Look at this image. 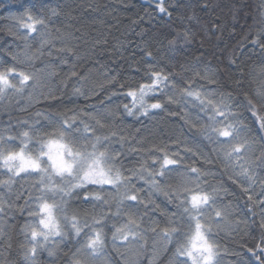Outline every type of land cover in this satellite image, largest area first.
<instances>
[{"label": "trees", "instance_id": "1", "mask_svg": "<svg viewBox=\"0 0 264 264\" xmlns=\"http://www.w3.org/2000/svg\"><path fill=\"white\" fill-rule=\"evenodd\" d=\"M41 3L57 12L54 16L45 12L49 18L47 27L40 30L46 33L54 47L51 56L48 55L49 47H46L44 55L34 61V67L38 72L54 70L56 75L42 78L44 86L33 92L31 101L27 92L24 96L9 93L0 100V132L11 125L12 133H18L21 129L17 127V121L31 123L37 112L71 114L69 110L83 109L108 126L99 130L98 135L117 133L113 148L120 153L118 166L125 169V175L128 169L137 168L142 160L148 159L147 150L153 145H167L170 152L180 153L184 165L214 173L215 178H207L209 185L223 183L228 189L227 195L221 193V204L227 206L231 214L219 229H214L220 249L219 264H256L248 249L255 250L257 244L264 247L261 239L264 230L260 228L264 221V204L255 202L264 200V196H259V181L255 186L254 202H249L240 187V184L245 187L247 184L242 179L237 183L228 179L233 175L231 169L224 171L220 160L212 165L205 163L204 157L211 154L213 146L198 131L205 123L204 114L180 100L178 94L174 99L179 102L170 103L167 95L159 92L155 94L156 99L163 107L152 110L147 116H129L123 106L132 105V98L126 95L129 87L149 82L145 76L149 65L178 74L175 80L178 87L193 82L194 87H202V90L230 91L237 100L242 99L244 93L252 96L264 87V51L252 44L253 37L264 29V0H179V9L176 8L177 0H167L171 18L157 13L156 0H0V63L10 62L13 55L22 59L25 53L31 55L40 48V36L33 34L25 41L20 35H11L8 29L13 26L12 16ZM205 4L208 7H204ZM190 16L195 18L189 20ZM186 30L192 33L189 42L177 38V33ZM174 38L177 42L170 47L169 41ZM65 46L73 48L74 52L56 51ZM148 52L152 53L151 57ZM233 60L235 64L231 63ZM71 71L85 76L86 81L72 78L65 87L61 82ZM196 72L200 77L195 76ZM205 76H213L217 83L210 84L203 79ZM81 83L85 85V96L72 95L73 88L80 87ZM49 88L55 91L60 102L43 98L41 92L47 95ZM168 95L173 93L169 91ZM156 99L149 98L148 102L155 103ZM36 119L45 123L42 118ZM89 122L96 126L95 121ZM245 123L255 133L250 117L246 116ZM121 136L125 137L122 145L118 142ZM260 151L257 141L250 158L254 159ZM257 172L264 179V172ZM0 179H7L1 171ZM180 181L179 174L174 173L169 176L167 184L175 187ZM33 183V176H21L12 185L11 194L0 188L6 201V211L0 214V264H70L82 241L77 242L70 236L51 247L53 255L42 249L38 250L34 260L25 259L30 245L23 229L29 217L27 211H20V208ZM134 183L144 190L141 194L144 204L130 205V212L137 218L143 217L142 227L145 229L153 222L165 227L176 211L175 204L169 203L163 193L148 197L144 182L134 180ZM108 191L110 189H106V195ZM82 195L71 198L70 212L75 211L82 219L101 211L109 213L105 252L113 264H149L154 250L157 264H171L175 245L167 244L151 232L147 233V246L143 250L137 244L118 242L114 245L109 229L113 223L119 225L124 219L111 218V213L116 211L112 197H107L112 203L109 209L108 206L101 207L98 202L83 201ZM8 203L13 205L11 209L7 208ZM107 257L93 260L81 250L76 258L81 264H108Z\"/></svg>", "mask_w": 264, "mask_h": 264}, {"label": "snow or ice", "instance_id": "2", "mask_svg": "<svg viewBox=\"0 0 264 264\" xmlns=\"http://www.w3.org/2000/svg\"><path fill=\"white\" fill-rule=\"evenodd\" d=\"M166 3L167 0H156L155 8L158 14L171 18L172 12ZM180 7L177 0L176 8ZM204 7L208 5L205 4ZM45 12L57 15L56 9L46 8L41 3L33 4L11 17L13 26L8 29L9 33L20 35L25 41L36 34L41 38L40 48L31 55L25 53L22 59L13 55L10 62L0 63V100L9 93L24 96L27 92L31 101L33 92L44 86L42 78L56 75L54 70L38 72L34 67V61L44 55V49L49 47L48 55L51 56V48L54 47L46 38V33L40 31L47 27L49 18ZM194 18L188 17L189 20ZM181 37L189 42L192 33L188 30L177 33V38ZM177 38L169 41L170 47L176 44ZM262 41L264 29L253 37L252 44L264 51ZM56 51L74 52L73 48L67 46ZM147 55L151 57L152 53L148 52ZM231 63L235 64V61ZM177 75L149 65L145 72L149 82L140 83L135 88L129 87L126 95L132 98V105L129 107L125 104L124 111L129 116H147L152 110L163 107L159 99H156L157 92L167 95L170 103L179 102L174 99V95L178 94L180 100L204 114L205 123L198 131L213 146L211 154L204 157L205 163L212 165L220 160L224 171L231 169L233 175H229L228 179L233 183L242 179L247 184V187L244 184H240V187L247 194L249 202H254L258 181L259 196H264V179L257 172H264V87L252 96L244 93L242 99L237 100L230 91L202 90V87H194L193 82L178 87L175 83ZM195 76L200 77V73L196 72ZM72 78L81 82L87 79L79 76L76 71H71L61 83L67 87V81ZM203 79L213 85L217 83L213 76H205ZM84 87V83L80 87H74L72 95L85 96ZM169 91L173 95H168ZM41 95L44 99L60 102L51 88L47 95L43 92ZM149 98L156 99V102L149 103ZM69 111L71 114L45 115L37 112L35 117L42 118L45 123L41 124L40 119L36 118L31 123L28 120L17 121V127L21 129L18 133H12L11 125L0 132V171L7 176V179H0V188L7 189L8 194H11L16 178H38L28 190V195L23 197L25 203L20 208V211H27L29 217V222L23 229L30 245L26 249L25 259L34 260L38 250L42 249H47L49 255H53L49 242L52 241L54 246L69 236L77 242L83 238L81 248L73 253L70 264H81L76 258L81 250L93 258L103 254L107 246L105 228L108 227L109 213L101 211L82 219L75 211L70 212L71 198L79 197L82 193L83 201L98 202L101 207L108 206L109 209L112 203L107 197H112L116 211L111 213V218L124 219L123 223H113L109 229L114 245L118 242L123 245L135 243L143 250L147 246V233L151 232L167 244L175 245L171 264H219L220 249L215 240L214 229H219L231 213L227 206L221 204V193L227 195L228 189L223 183L215 186L208 183L207 178H215V174L210 170L184 165L180 153L170 152L167 145H153L147 150L148 159L142 160L139 167L128 169V174L125 175V169L118 166L120 153L113 148L117 133L112 131L108 135H98L99 130L108 126L83 109ZM246 116L251 118L255 133L245 123ZM89 121H95L96 126ZM124 141L125 137H119L121 145ZM257 141L261 151L252 159L250 157L254 155ZM174 173L181 177L180 183L175 187L167 184L169 176ZM134 180L144 182L148 188V197L163 193L169 203L175 204L176 211L171 214L165 227L161 228L158 223L153 222L145 229L142 227L143 217L137 218L130 212V205L144 204L141 196L144 190L137 187ZM106 189H110L107 195ZM255 202L264 204V200L257 199ZM149 203L152 201L149 200ZM5 205V193L0 191V214L6 211ZM12 207L11 203L7 204L8 209ZM260 228L264 230V221ZM261 239L264 241V235ZM248 251L255 257L256 264H264V247L257 244L255 250L250 248ZM149 264H157L155 250Z\"/></svg>", "mask_w": 264, "mask_h": 264}, {"label": "rangeland", "instance_id": "3", "mask_svg": "<svg viewBox=\"0 0 264 264\" xmlns=\"http://www.w3.org/2000/svg\"><path fill=\"white\" fill-rule=\"evenodd\" d=\"M2 172V171H1ZM33 178H34V182L38 179L36 176H33ZM71 237V236H70ZM73 240H75L76 241V239L75 238H73V237H71ZM82 240V241H81ZM81 243H80V245L83 243V238H81ZM129 245H133V246H137V245H135V243H133V244H129ZM55 246V245H54ZM49 247L51 248V247H53V243H52V241H50L49 242ZM129 252H131V251H129ZM108 255H107V253L105 252V249H104V252H103V254H101V255H99V256H96L95 258H93L91 255H90V257L93 259V260H97L98 258H106ZM108 259H106V261L108 260L109 262H107L108 264H113L112 263V261L109 259V257H107ZM105 260V259H104Z\"/></svg>", "mask_w": 264, "mask_h": 264}]
</instances>
